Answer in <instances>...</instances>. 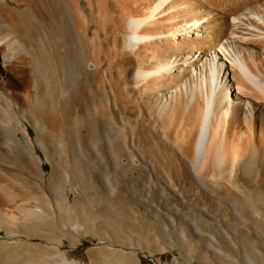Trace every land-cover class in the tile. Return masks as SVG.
Returning <instances> with one entry per match:
<instances>
[{"label":"bare ground","instance_id":"bare-ground-1","mask_svg":"<svg viewBox=\"0 0 264 264\" xmlns=\"http://www.w3.org/2000/svg\"><path fill=\"white\" fill-rule=\"evenodd\" d=\"M50 43L65 62L72 48L73 71L58 58L55 72ZM0 103L14 112L0 121L12 147L32 144L20 120L44 152L100 142L103 196L124 164L183 210H196L183 204L194 190L235 209L230 185L264 180V0H0Z\"/></svg>","mask_w":264,"mask_h":264},{"label":"rangeland","instance_id":"rangeland-1","mask_svg":"<svg viewBox=\"0 0 264 264\" xmlns=\"http://www.w3.org/2000/svg\"><path fill=\"white\" fill-rule=\"evenodd\" d=\"M42 27L40 34H45L48 29ZM49 47L54 51L52 43ZM67 49V62L58 56L63 51L51 52L55 72L62 61L70 68L74 52L71 47ZM58 58H62L59 64ZM72 75V79L77 77V73ZM13 114L10 108L0 105V121L7 115L12 119ZM20 121L32 144L22 139L20 131L16 135L22 139L21 149L12 147L13 141L8 137L0 140V264H264V180L245 191L231 184L230 188L235 186L233 191L226 192L235 201V209L215 198H200L196 190L190 191L183 204L196 206V210L188 211L178 206L172 196L154 190L147 182L145 170L122 164L115 168L117 171L109 170L110 189L103 196L99 187L103 173L97 151L100 142L90 136L85 138L86 145L79 146L73 137V148L63 143L66 151L54 140L45 146L44 152L36 143L34 127ZM86 121L91 124L94 116L88 115ZM118 136L117 145L121 146L125 135ZM4 149L9 153L4 154ZM27 149L36 160H30ZM71 153L77 156H69ZM46 154L55 157L51 159ZM121 160L125 162V157ZM53 167L61 169L60 175H50ZM169 215L180 220L167 223L165 217Z\"/></svg>","mask_w":264,"mask_h":264}]
</instances>
